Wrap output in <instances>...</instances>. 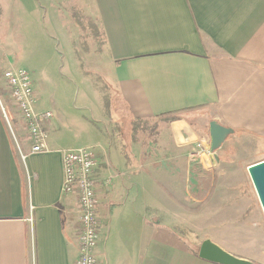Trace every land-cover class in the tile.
Listing matches in <instances>:
<instances>
[{
	"label": "crops",
	"instance_id": "crops-1",
	"mask_svg": "<svg viewBox=\"0 0 264 264\" xmlns=\"http://www.w3.org/2000/svg\"><path fill=\"white\" fill-rule=\"evenodd\" d=\"M29 1L39 11L45 4L52 26L64 29L63 50L75 56L67 73L84 85L56 76L59 89L48 97L47 74L32 82L34 111L52 113L41 153H30L27 135L0 109V264H75L79 221L75 197L61 193L62 152L82 148L97 159L98 264H214L181 236L185 219L204 212L212 233L226 234L227 246L218 237L214 244L264 264V217L246 172L264 160V0ZM9 6L0 0L1 36ZM73 7L95 20L98 49H81ZM26 17L19 12V22ZM24 32L16 44L24 55L58 49L39 27L33 45ZM97 65L109 73L107 85L84 82ZM72 106L81 113L64 112ZM152 120V140L137 137L135 125ZM211 121L234 134L218 161L192 162L195 145L210 144ZM234 143L256 149L258 159L246 167L230 160Z\"/></svg>",
	"mask_w": 264,
	"mask_h": 264
},
{
	"label": "rangeland",
	"instance_id": "rangeland-1",
	"mask_svg": "<svg viewBox=\"0 0 264 264\" xmlns=\"http://www.w3.org/2000/svg\"><path fill=\"white\" fill-rule=\"evenodd\" d=\"M41 1V0H40ZM10 6L9 9L5 11V17L7 18V24L5 23V26L3 25L4 32L2 36L0 35V46H3V50L0 51V67L2 69L7 70H14V69H24L28 72L30 79L33 81L37 80L38 77H42L47 74V85L46 87L47 91L45 92L46 96L50 97L52 93H55L57 89H59V86L57 85V82L55 80V77H61V76H67L73 80L77 84V86L80 88L83 87L84 84L80 83L79 77L77 75H73L67 73V69L70 67L71 62L75 61V56H73V53L63 50L64 46H66V43L62 42L61 33L64 31V29L55 28V26H52L51 23V10L47 7L45 4H40L45 8L43 11H39L37 8H32L29 0H9ZM18 4H21L20 7H18ZM25 9L27 13L26 22L20 21L19 22V12H23ZM32 13V14H31ZM71 19L72 21H75L78 23L80 28V47L83 51H87L88 48H96L98 49L101 44V36L97 31V27L94 23L95 20L88 18L82 14V10L76 9L73 7L71 9ZM2 21V20H0ZM30 21H38L31 23ZM42 29L45 33L48 32V34L51 36L52 41L55 42L56 46H58L59 53L56 49H51L48 51V49H44L42 53H39L38 55H35V53L32 50H28L25 52V55L23 52L19 51L18 48H16V44L18 46L19 43V36L24 33L26 38V41L28 40L29 43L33 45V42L31 40H34V34L37 30V28ZM2 30V29H1ZM3 31V30H2ZM22 33V34H21ZM23 37H21L23 39ZM21 39V43H22ZM31 45V47H32ZM2 47H0L1 50ZM5 55V56H4ZM87 62L85 61V65L87 66ZM100 65V64H99ZM97 65V69H93L91 72L90 69V75L88 77H91L92 80H88V78L85 79L84 82H87L90 85H93V83L102 82L104 85L108 84L109 79L107 80L108 76L110 78L109 73L104 68V66ZM85 70L89 69V67H85ZM71 72H74L75 68L70 69ZM102 73H101V72ZM45 72V73H44ZM80 75V74H79ZM71 76V77H70ZM1 79V78H0ZM83 82V81H82ZM111 91V89H109ZM113 91H111V95ZM56 95V94H55ZM112 97L110 98V103L107 102V108L109 110H112L114 113L115 111V99ZM48 110H51L52 108L50 105L46 106ZM70 108V107H69ZM0 109L2 114H6L9 118V113L15 118L14 120H10L12 127L15 130L16 128H21V132L23 133L24 137H26V132L24 129V126L22 124V121L20 120V117L15 109V106L10 98L8 88L4 82V80H0ZM64 112L66 114H76L78 115L81 113L78 110V107H71L69 110L67 107H64ZM158 121L152 120L148 121L147 123H139L136 124L134 127L135 135L141 136V137H147L148 139L152 140V135L147 136L145 131L148 129V127H153L156 125ZM119 126L122 127V123H119ZM204 128L207 129V123H205ZM131 129V125L124 124L123 130L127 132ZM230 137V136H229ZM228 139V138H227ZM230 141H233V138H230ZM227 152L230 154V160H235L242 166L246 167L249 163L255 161L258 159V153L256 149L251 147H240L239 145L231 144L230 146H227ZM203 170V169H202ZM203 173V172H202ZM195 174H199L198 172ZM203 178L205 179V184H208L207 180H210V173H207L206 176ZM207 179V180H206ZM198 207V204H196ZM212 227H211V221L209 217V213H198L195 217H187L185 219L184 224L182 226V241H184L188 247H190V250L194 253L196 252L198 254L199 246L204 240H210L212 237H218L220 239V242L223 243L225 246L227 243V238L225 233L219 232V234L212 233ZM240 237L241 235H237ZM254 236V235H253ZM211 241V240H210ZM212 242V241H211ZM227 246V245H226ZM235 246L239 247L240 249H243L244 244L240 243L239 241L235 242ZM192 248V249H191ZM226 248V247H225ZM225 251V250H224ZM239 254V253H236ZM254 263V262H253ZM256 264V263H255Z\"/></svg>",
	"mask_w": 264,
	"mask_h": 264
},
{
	"label": "built area",
	"instance_id": "built-area-1",
	"mask_svg": "<svg viewBox=\"0 0 264 264\" xmlns=\"http://www.w3.org/2000/svg\"><path fill=\"white\" fill-rule=\"evenodd\" d=\"M2 78L8 88L10 98L22 121L30 153L46 150L49 132L46 124L52 118L49 111H34V90L28 72L24 69L5 71ZM190 161L201 162L213 159L209 145L198 142L190 153ZM63 182L62 195L74 196L77 205L79 229L76 236L77 259L75 264H98L96 248L98 245L99 220L96 197L97 159L88 148L62 152Z\"/></svg>",
	"mask_w": 264,
	"mask_h": 264
},
{
	"label": "water",
	"instance_id": "water-1",
	"mask_svg": "<svg viewBox=\"0 0 264 264\" xmlns=\"http://www.w3.org/2000/svg\"><path fill=\"white\" fill-rule=\"evenodd\" d=\"M234 134L230 128L223 127L216 121L209 123L210 150L213 160L218 161L216 152L225 140ZM246 172L264 217V160L249 165ZM198 257L214 264H255L249 260L235 257L224 251L210 240H204L199 246Z\"/></svg>",
	"mask_w": 264,
	"mask_h": 264
},
{
	"label": "trees",
	"instance_id": "trees-1",
	"mask_svg": "<svg viewBox=\"0 0 264 264\" xmlns=\"http://www.w3.org/2000/svg\"><path fill=\"white\" fill-rule=\"evenodd\" d=\"M169 119L171 118V120H175L176 118L175 117H168ZM195 255H197L196 252H194Z\"/></svg>",
	"mask_w": 264,
	"mask_h": 264
}]
</instances>
